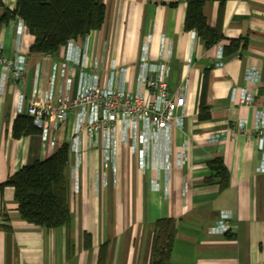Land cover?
<instances>
[{"label":"crops","instance_id":"crops-1","mask_svg":"<svg viewBox=\"0 0 264 264\" xmlns=\"http://www.w3.org/2000/svg\"><path fill=\"white\" fill-rule=\"evenodd\" d=\"M1 2L12 10L17 0ZM102 2V27L55 55L30 53L34 37L27 29L17 34L19 19L0 29L3 55L20 57L24 66L19 81L0 68V183L22 167L46 160L63 143L71 144L73 113L58 129H50L52 147L40 134L11 136L14 119L26 115L30 99H43L51 89L56 104L59 86L68 85L73 95L82 72L96 75L101 87L113 72L115 86L136 92L140 60L146 56L149 65H158L163 42L168 90L176 95L183 86L182 124L171 126L166 151L164 141H158V166L144 171L138 168L133 143L118 144L114 162L104 168V138L80 133L79 167L72 171L71 153L67 167L68 226L45 229L26 223L17 212L13 188H4L0 225L11 231L0 230V264H149L152 226L159 219L176 221L170 264H264V149H258L254 133L255 114L264 107V0H207L206 22L219 26L223 36L209 49L194 32L183 30L185 0ZM242 37L246 49L223 58L229 40ZM219 56L222 65L216 67ZM205 71L210 117L199 120ZM234 89H246L253 105L233 104ZM164 154L167 171L160 166ZM214 158H221L229 174L223 191L217 180L204 185L211 175L207 162ZM224 214L230 215L232 229L211 232Z\"/></svg>","mask_w":264,"mask_h":264},{"label":"trees","instance_id":"trees-1","mask_svg":"<svg viewBox=\"0 0 264 264\" xmlns=\"http://www.w3.org/2000/svg\"><path fill=\"white\" fill-rule=\"evenodd\" d=\"M207 0H185L186 11L183 30L192 31L209 49L223 39L219 26L210 27L203 13ZM175 5V4H172ZM105 6L102 0H17L14 9L6 8L0 0V29L9 22L19 19L34 37L30 53L55 55L68 41L83 39L91 31L99 30L104 22ZM248 41L242 37L229 40L222 49V57L239 54L246 49ZM208 72L202 77L199 96L198 119H209V108L205 103ZM40 130L33 125L28 115L17 116L11 128V136L37 135ZM69 144L63 143L46 160L22 167L17 173L0 183V194L6 187H12L14 202L21 220L28 224L55 229L68 226L70 211L68 206ZM211 175L204 185L215 184L219 191L228 186L229 174L221 158L207 162ZM0 230L11 231L6 224ZM152 240L149 264H170L172 246L176 235V221L156 220L152 226ZM85 247H90L89 236H85Z\"/></svg>","mask_w":264,"mask_h":264},{"label":"built area","instance_id":"built-area-1","mask_svg":"<svg viewBox=\"0 0 264 264\" xmlns=\"http://www.w3.org/2000/svg\"><path fill=\"white\" fill-rule=\"evenodd\" d=\"M24 30L26 27L20 22L17 26V34L21 35ZM75 46L74 40L68 41L66 45L69 50ZM162 47V60L158 65H149L146 56L140 60L141 72L138 75L136 92L126 91L122 86H115L113 72L105 87L98 84L96 75L82 72L73 95L68 85L59 86L56 104H54L51 89L43 99L36 100L34 96L29 100L26 115L32 118L33 125L40 130L42 141L50 147L54 146L50 131L63 125L69 114L75 115L74 131L69 145V155L71 153L74 158L72 171H76L79 167L77 144L80 133L95 139L98 136L104 138L102 146L104 168L114 162L118 144L129 143H133L135 147L139 170L144 171L149 167L158 166L154 160L158 141L161 139L162 145L164 141L166 151L170 128L174 124L181 126L186 102L183 86L178 89L176 95H171L168 90V64L164 42ZM220 58L222 57L219 56L216 60V67L222 65ZM69 60L72 59L67 58V61ZM62 66L61 78L66 65L62 64ZM0 68L4 72H9L12 79L22 80L24 73L22 59L20 57L16 60L6 58L2 53L1 44ZM0 84L3 85V79ZM231 101L233 104L253 105L254 99L246 89H234ZM23 102L24 100H19L20 110ZM254 133L258 149L262 151L264 149V107L257 110L255 114ZM179 159L180 165L182 162L181 158ZM160 166L166 171L169 168L166 154ZM261 167L263 168V165ZM230 220V215H222L216 226L211 228V232L227 233L233 227Z\"/></svg>","mask_w":264,"mask_h":264}]
</instances>
